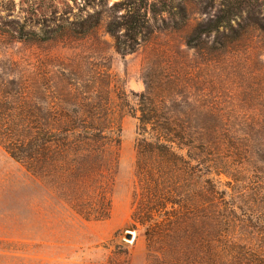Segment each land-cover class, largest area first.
<instances>
[{
    "label": "rangeland",
    "instance_id": "374dc122",
    "mask_svg": "<svg viewBox=\"0 0 264 264\" xmlns=\"http://www.w3.org/2000/svg\"><path fill=\"white\" fill-rule=\"evenodd\" d=\"M119 1L107 0L108 7ZM241 1L249 9L234 21V31L226 32L230 43L217 52L188 49L186 37L216 16L220 0H176L186 7L181 30L155 32L149 43L142 41L134 52L122 54L106 30L109 12L101 13L91 34L73 33L72 28L79 29L76 25L94 13L84 11L82 0H0V85L4 78H54L71 72L77 78L73 84L78 80L90 85L89 79L95 78V92L103 93L110 82V105L118 111L120 96L136 104L135 95L146 89L144 74L188 73L195 115L177 120L221 126L222 158L231 170L240 171L241 182L221 175L219 189L227 201L242 205L258 182L256 176L264 179V31L254 25L264 16V6L263 0ZM213 39L207 40L208 47ZM120 113L121 144L103 182L110 200L105 220L87 221L76 214L61 182L32 176L0 145V264L191 263L188 235L177 232L150 246L146 227L134 222L140 192L139 113ZM129 232L132 240L126 238Z\"/></svg>",
    "mask_w": 264,
    "mask_h": 264
},
{
    "label": "trees",
    "instance_id": "16d2710c",
    "mask_svg": "<svg viewBox=\"0 0 264 264\" xmlns=\"http://www.w3.org/2000/svg\"><path fill=\"white\" fill-rule=\"evenodd\" d=\"M175 1L121 0L108 7L107 0H82L84 11L94 13L72 30L75 35H89L101 13L109 12L112 19L106 30L115 39L117 51L132 53L140 42L149 43L155 32L170 27L181 30L180 22L187 20L186 7ZM243 3L220 0L216 16L187 35V48H209L213 53L225 48L231 41L226 32L234 31V21L248 8ZM254 25L264 31V16ZM186 74H144L146 89L135 95L136 104L120 96L118 111L110 105V82H105L107 90L100 93L95 92V78L89 79L90 85L78 80L73 84L77 78L65 71L54 78L40 74L4 78L0 145L32 176L61 182L76 214L87 221L105 220L110 214L105 171H111L121 144L116 116L122 111L139 113L136 169L140 192L133 219L146 227L150 246L178 232L180 237L188 235L193 251L187 258L190 264H264V179L256 176L258 182L250 187L252 193L242 205L225 199L217 179L225 175L237 184L240 171L231 170L222 158L221 126L177 120L195 115Z\"/></svg>",
    "mask_w": 264,
    "mask_h": 264
},
{
    "label": "water",
    "instance_id": "95a60500",
    "mask_svg": "<svg viewBox=\"0 0 264 264\" xmlns=\"http://www.w3.org/2000/svg\"><path fill=\"white\" fill-rule=\"evenodd\" d=\"M133 232H129V233H127V240H132L133 239Z\"/></svg>",
    "mask_w": 264,
    "mask_h": 264
}]
</instances>
